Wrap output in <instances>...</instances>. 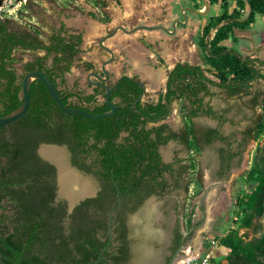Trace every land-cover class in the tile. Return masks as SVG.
<instances>
[{
  "label": "trees",
  "instance_id": "16d2710c",
  "mask_svg": "<svg viewBox=\"0 0 264 264\" xmlns=\"http://www.w3.org/2000/svg\"><path fill=\"white\" fill-rule=\"evenodd\" d=\"M192 1L197 8L203 2ZM209 1L218 5L220 11L208 17L199 33L204 64L177 62L168 74L165 90L158 93L156 100L143 99L144 82L139 77L123 75L110 85L115 113L92 119L64 112L41 79L31 81L26 114L0 127V253L5 262L92 263L109 242L108 213L119 196L114 237L98 264H130L143 243L142 233L131 222L130 215L148 197L160 196L168 191L172 181L179 186L184 179V165L176 167L173 162H165L159 147L174 140L199 151L215 140H228L216 127H197L194 118L205 115L226 120L224 111L205 101L206 96L214 94L213 86L230 97L251 95L253 83L264 78L260 67L264 60L224 44L236 29L247 28L257 15H264V0ZM4 30L0 20V115L22 104V77L34 69L51 78L66 105L94 114L110 109L103 88L83 93L58 87L79 51L81 34L57 30L44 39L33 27L1 34ZM18 47L43 52L27 61L21 74L13 65L17 59L14 50ZM50 56L52 61L48 63ZM85 66L90 69L93 64L85 62ZM101 94L104 99L100 101ZM251 100L264 109V91L253 94ZM175 101L181 104L184 128L174 130L165 122L155 124L168 115ZM149 123L154 124L148 126ZM263 132L264 114L243 131L240 144L257 139ZM41 143L66 146L72 165L98 179L96 194L80 200L68 212L66 200L56 199V167L39 155ZM235 154L230 153L229 157ZM244 179L249 188L237 192L233 205L237 225L212 238L228 249L226 264H264V235L245 238L239 233L240 227L252 226L254 217L264 213V143L256 149ZM190 224L191 218L187 222ZM180 237L176 229L172 250ZM208 247L207 241L203 248ZM169 259L170 256L166 263Z\"/></svg>",
  "mask_w": 264,
  "mask_h": 264
},
{
  "label": "rangeland",
  "instance_id": "374dc122",
  "mask_svg": "<svg viewBox=\"0 0 264 264\" xmlns=\"http://www.w3.org/2000/svg\"><path fill=\"white\" fill-rule=\"evenodd\" d=\"M26 4L20 7L17 15L2 16L11 20V26L35 28L44 39L57 30L81 34L79 52L64 74L65 81L59 82L60 89L91 93L93 87L89 82L95 80L96 75L90 71L99 72L105 67L111 83L121 73L138 76L146 85L144 100H156L158 93L165 90L167 71L175 63L204 64L198 45L199 33L208 17L220 11L218 5H210L206 13H196L191 10L197 8L192 0H27ZM200 4L199 9L205 10L204 2ZM224 44L264 60V15H257L249 27L236 29L233 37ZM41 54V50L19 49L13 65L21 74L22 63ZM51 61L52 56L47 59L48 63ZM85 61L92 62L93 69L85 67ZM260 67L264 73V64ZM143 70L158 74V78L150 82ZM212 90L214 94L206 96L205 101L216 110L224 111L226 120L203 115L195 117L194 123L197 127H216L228 140H215L203 145L199 151H192L184 143L174 140L159 147L165 162H173L176 167L184 165V188H170L160 196L152 195L130 215L131 222L139 227L137 230L143 237V243L138 246L137 261L146 249L153 259L151 264L164 263L169 252L171 228L176 220L185 226L191 218V224L184 227L185 230L190 227L184 243L187 250L194 253L210 238L237 225L233 213L235 195L249 188L244 176L252 165L256 149L264 143V132L257 139H249L245 145L240 143L243 131L264 114V109L251 100L253 94L264 91V78L253 83L251 95L230 97L215 86ZM98 97L100 101L104 99L102 94ZM161 122L174 130L184 128L180 102H173L168 115L155 124ZM57 149L67 168L83 177L90 185V191H97L98 179L72 165L66 146L57 145ZM233 152L237 154L229 157ZM177 159L181 161L177 162ZM167 177L172 181L170 175ZM58 198L67 201L66 194ZM176 199L180 201L179 214L174 208ZM148 202L154 204L155 209L151 210ZM239 233L245 238L264 235V213L254 217L252 226L240 227ZM213 251L214 263L226 264L228 249L215 245Z\"/></svg>",
  "mask_w": 264,
  "mask_h": 264
},
{
  "label": "water",
  "instance_id": "95a60500",
  "mask_svg": "<svg viewBox=\"0 0 264 264\" xmlns=\"http://www.w3.org/2000/svg\"><path fill=\"white\" fill-rule=\"evenodd\" d=\"M203 2L205 5V10H201L199 8H195V9H191V10L196 12V13H199V14L206 13L209 10L211 4H210L209 0H203ZM0 20H2L1 15H0ZM158 27H160L164 30H167L162 25H159ZM122 29H125V28L123 27ZM102 71L104 72L103 77L100 76L99 73H95V74L99 78L106 79L108 77V71L105 69V67H102ZM35 78L41 79L45 83L49 93L56 100L57 104L59 105V107L64 112H67L70 114H82V115H85L89 118L96 119V118H100L103 116L111 115V114L115 113V111L117 109L116 104L110 100L112 88L106 84H104L105 100L108 103V105L110 106L109 110L104 111L102 113L94 114V113H90L89 111L82 109V108L70 107L62 101V97L58 92V88L54 85L51 78L44 71H42L40 69H34V70H30V71H27L26 73H24V75L22 77V83H21L22 95H23L22 104L18 108L14 109L13 111H11L7 114H4V115H0V127L14 122L26 114V112L30 106L29 87H30L31 81ZM143 86H144V90H146V85L144 83H143ZM170 110H171V107H170ZM46 147L57 148V144L42 143L38 148V153L42 158L50 161L56 167V181H57V187H58L57 198H58L59 195H64V193L61 191V173H60L59 165L57 164V162L42 152V150ZM70 191H72L73 194L70 193V195H66V198L68 201V211H71L73 209V207L77 203L80 202V200H82L86 197L94 196L97 192V191H95V192H92V191L82 192L79 190L78 187H76L74 185H72V187L70 188ZM119 205H120V197L118 196L116 204H114V206L110 209V211L108 213L107 225H108L109 242L107 243V245L105 247H103L101 249L96 260L90 264H98L100 262V260L103 258V252L107 250L110 241L114 237V234H113L114 214H115L116 209L118 208ZM148 205L150 206L151 210L155 209L154 204H151L148 202L147 206ZM145 250L143 251L142 255L140 256V261H137L135 259L136 258L135 257L131 260L130 264H151L153 262V259L150 257V252L145 251ZM192 254H195V253L189 252V250H187L186 244L181 243L180 246L176 249V251L171 255L170 259L168 260V262L166 264H177L184 257L192 255ZM0 264H16V263L5 262L1 256V253H0Z\"/></svg>",
  "mask_w": 264,
  "mask_h": 264
},
{
  "label": "flooded vegetation",
  "instance_id": "af4514ba",
  "mask_svg": "<svg viewBox=\"0 0 264 264\" xmlns=\"http://www.w3.org/2000/svg\"><path fill=\"white\" fill-rule=\"evenodd\" d=\"M2 16V15H1ZM1 22H2V24H3V26H4V28H5V30H4V32L3 33H1V34H5V33H7V32H20L23 28L22 27H19V26H11L10 25V23H11V20H9V19H7V17H3L2 16V20H1ZM17 32V33H18ZM19 49H28V50H31V49H29V48H22V47H18V48H16V50H14L15 51V53L17 52V50H19ZM79 52V51H78ZM77 52V53H78ZM77 55V54H76ZM75 55V56H76ZM74 56V57H75ZM35 57V56H34ZM34 57H32L30 60H28V61H32L33 59H34ZM27 61H25V62H23L22 63V65H21V67H22V70H23V65L26 63ZM85 62H89V61H85ZM84 62V63H85ZM92 63V62H91ZM176 64V63H175ZM174 64V65H175ZM86 67V66H85ZM173 68V67H172ZM172 68H170L168 71H167V79H168V74H169V72H170V70L172 69ZM91 69H93V67L92 68H90L89 70H91ZM16 71H17V69H16ZM90 73H93V74H95V73H99V75L100 76H104V72L102 71V70H100L99 72L98 71H96V70H91L90 71ZM17 74H19L18 72H17ZM96 75V74H95ZM123 75H129V74H125V73H121V75L113 82V83H111L110 81H109V78H110V74H109V72H108V77L106 78V79H103V78H99V77H97L96 76V78H95V80H93V81H90L89 83H90V85L93 87V91L92 92H94V90H95V88H103L104 90H105V87H104V84H106V85H108L109 87H110V85H112V84H114L115 82H117V80H119ZM130 76H134V75H130ZM138 77V76H137ZM166 82H167V80H166ZM91 92V93H92ZM208 127H211V126H208ZM42 144V143H41ZM40 144V145H41ZM39 145V146H40ZM39 148V147H38ZM46 160V159H45ZM170 188H173V189H180V188H184V186H183V184H182V180H180V185L179 186H175V184H174V182L172 181V183H171V186L169 187V189ZM169 189H168V191H169ZM167 191V192H168ZM166 192V193H167ZM57 200L59 199V198H56ZM67 202V201H66ZM74 208V207H73ZM174 208H175V210H176V212H177V214H179V211H180V201L179 200H177L176 199V202H175V204H174ZM67 209H68V203H67ZM68 212H70V211H68ZM185 222H187V218H185ZM186 225H187V223H186ZM185 225V226H186ZM184 226V224L183 225H181V223L179 222V220H176L175 222H174V224L172 225V228H171V236H170V240H169V244H168V250H169V252H168V254L166 255V257H165V260H164V263L163 264H166V258L168 257V256H170L171 257V255L176 251V249L180 246V244L181 243H184L185 242V240H186V238H187V236L189 235V232H190V227H188L187 228V230H185V227ZM183 228H184V230H183ZM178 230L180 233H181V237H180V239H179V242H178V245H177V247L174 249V250H172V248H171V246H172V244H173V239H174V237H175V230Z\"/></svg>",
  "mask_w": 264,
  "mask_h": 264
},
{
  "label": "bare ground",
  "instance_id": "6f19581e",
  "mask_svg": "<svg viewBox=\"0 0 264 264\" xmlns=\"http://www.w3.org/2000/svg\"><path fill=\"white\" fill-rule=\"evenodd\" d=\"M143 71L146 73V76L148 77L150 82H155V80L158 78V74L154 72H150L147 70L146 71L143 70ZM42 152L47 156H51L54 160H56L57 164L59 165V169L61 173V191L64 194L66 195H70V193L73 194L72 191H70L72 185L78 187L79 190L82 192L91 190L90 185L87 183V181H85V179H83V177H81L76 172L67 168V166L64 164L62 160L60 151H58L57 148L46 147L42 150Z\"/></svg>",
  "mask_w": 264,
  "mask_h": 264
},
{
  "label": "built area",
  "instance_id": "2783aa9c",
  "mask_svg": "<svg viewBox=\"0 0 264 264\" xmlns=\"http://www.w3.org/2000/svg\"><path fill=\"white\" fill-rule=\"evenodd\" d=\"M27 0H0V15L18 14L20 7L26 4ZM210 247L203 248L202 251L184 257L177 264H215L213 247L217 245L214 238L209 239Z\"/></svg>",
  "mask_w": 264,
  "mask_h": 264
},
{
  "label": "crops",
  "instance_id": "0c3cea01",
  "mask_svg": "<svg viewBox=\"0 0 264 264\" xmlns=\"http://www.w3.org/2000/svg\"><path fill=\"white\" fill-rule=\"evenodd\" d=\"M223 233H224V232H223ZM223 233H222V234H223ZM209 234H210V233H209ZM222 234H221V235H222ZM200 251H202V246L200 247V249H199L197 252H200ZM197 252H196V253H197Z\"/></svg>",
  "mask_w": 264,
  "mask_h": 264
}]
</instances>
